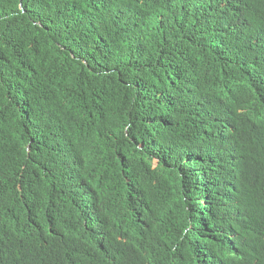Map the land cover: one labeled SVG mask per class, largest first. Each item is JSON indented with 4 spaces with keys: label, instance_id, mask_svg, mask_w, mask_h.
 I'll use <instances>...</instances> for the list:
<instances>
[{
    "label": "trees",
    "instance_id": "1",
    "mask_svg": "<svg viewBox=\"0 0 264 264\" xmlns=\"http://www.w3.org/2000/svg\"><path fill=\"white\" fill-rule=\"evenodd\" d=\"M0 264H264V0H0Z\"/></svg>",
    "mask_w": 264,
    "mask_h": 264
}]
</instances>
